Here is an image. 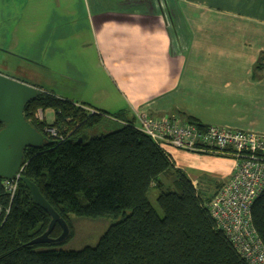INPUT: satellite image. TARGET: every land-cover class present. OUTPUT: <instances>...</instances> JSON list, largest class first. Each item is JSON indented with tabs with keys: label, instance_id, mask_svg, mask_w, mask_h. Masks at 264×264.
Segmentation results:
<instances>
[{
	"label": "crops",
	"instance_id": "obj_1",
	"mask_svg": "<svg viewBox=\"0 0 264 264\" xmlns=\"http://www.w3.org/2000/svg\"><path fill=\"white\" fill-rule=\"evenodd\" d=\"M7 4L0 19L13 25L0 32V54L15 66L0 72L136 124L138 113L174 114L264 133V0ZM168 152L197 188L215 177L218 189L235 170L229 157Z\"/></svg>",
	"mask_w": 264,
	"mask_h": 264
},
{
	"label": "trees",
	"instance_id": "obj_2",
	"mask_svg": "<svg viewBox=\"0 0 264 264\" xmlns=\"http://www.w3.org/2000/svg\"><path fill=\"white\" fill-rule=\"evenodd\" d=\"M46 109L55 111L51 124L37 116ZM24 114L47 139L24 150L13 196L0 179V264H248L210 215L207 202L217 190L202 196L171 154L124 111L105 112L42 90L25 104ZM47 127L59 137L50 136ZM162 175L174 179L166 189ZM23 177L67 221L70 234L64 243L74 236L73 215L116 220L92 246L30 244L51 218ZM151 187L159 189L163 216L149 201ZM251 215L264 246V189ZM61 232L56 224L50 236Z\"/></svg>",
	"mask_w": 264,
	"mask_h": 264
},
{
	"label": "built area",
	"instance_id": "obj_3",
	"mask_svg": "<svg viewBox=\"0 0 264 264\" xmlns=\"http://www.w3.org/2000/svg\"><path fill=\"white\" fill-rule=\"evenodd\" d=\"M133 1V0H127ZM94 111L93 109H91ZM37 116L43 119L42 111ZM137 127L165 150L229 157L235 170L207 202L210 215L248 264H264V246L252 222L251 207L264 189V133L217 125L181 122L174 114L157 118L138 113ZM50 136L58 132L47 127ZM4 179L13 196L21 177Z\"/></svg>",
	"mask_w": 264,
	"mask_h": 264
},
{
	"label": "water",
	"instance_id": "obj_4",
	"mask_svg": "<svg viewBox=\"0 0 264 264\" xmlns=\"http://www.w3.org/2000/svg\"><path fill=\"white\" fill-rule=\"evenodd\" d=\"M41 91L39 87L0 72V122L3 123L0 129V179H13L23 165L24 150L42 146L47 139L24 114L25 104L35 99ZM22 181L36 203L51 218L48 228L29 243L63 244L70 234L67 221L45 199L34 182L25 177ZM56 224H60L62 232L57 237H51Z\"/></svg>",
	"mask_w": 264,
	"mask_h": 264
},
{
	"label": "rangeland",
	"instance_id": "obj_5",
	"mask_svg": "<svg viewBox=\"0 0 264 264\" xmlns=\"http://www.w3.org/2000/svg\"><path fill=\"white\" fill-rule=\"evenodd\" d=\"M8 0H0L1 9L7 6ZM8 9H11L7 6ZM4 14H7L5 12ZM11 18L4 17L3 19H0V32H2V35H5L7 33V30L9 29V25H13V21H11ZM5 41L8 39L3 38ZM9 44V43H8ZM14 58L5 54H0V68L8 67H14L15 66V60ZM14 63V64H12ZM5 66V67H4ZM19 69V68H18ZM11 71V70H10ZM21 71V70H20ZM19 76L24 75V72L17 73ZM24 78V77H23ZM44 120L51 124L54 121L55 118V111L53 109H46L42 112ZM41 119V118H40ZM137 125V124H136ZM161 179L165 182L167 188V184L169 182L173 183L174 179L170 178L167 179L166 176L162 175ZM203 181L198 186V191L202 196H207L209 194H213L217 190V178L212 177L209 180L202 179ZM174 189V188H173ZM178 188H176L177 190ZM159 194V189L157 187H151L148 198L159 216H163L164 213L162 209L160 208L158 202H157V196ZM72 219V226L74 229V236L64 243L61 248L63 249H80L85 246H92L95 245L98 241L99 237L106 231V229L112 224L116 218L113 215H106L99 217L97 219H90V218H84V217H76L71 216Z\"/></svg>",
	"mask_w": 264,
	"mask_h": 264
}]
</instances>
